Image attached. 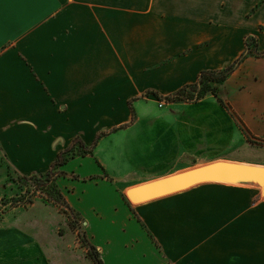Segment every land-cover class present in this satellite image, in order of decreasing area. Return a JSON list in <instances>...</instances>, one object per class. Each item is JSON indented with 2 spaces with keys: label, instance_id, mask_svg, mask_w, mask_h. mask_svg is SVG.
I'll return each mask as SVG.
<instances>
[{
  "label": "crops",
  "instance_id": "1",
  "mask_svg": "<svg viewBox=\"0 0 264 264\" xmlns=\"http://www.w3.org/2000/svg\"><path fill=\"white\" fill-rule=\"evenodd\" d=\"M250 37L260 55L239 64L221 99L161 106L154 92L170 96L235 63ZM262 53L264 0H0V167L46 173L76 138L92 146L109 132L58 180L103 264H264L258 184L124 197L196 162L264 166L246 157L250 140L264 143ZM52 207L34 203L38 213L0 228V249L22 256L0 264H95L60 247L74 231L61 232Z\"/></svg>",
  "mask_w": 264,
  "mask_h": 264
},
{
  "label": "rangeland",
  "instance_id": "2",
  "mask_svg": "<svg viewBox=\"0 0 264 264\" xmlns=\"http://www.w3.org/2000/svg\"><path fill=\"white\" fill-rule=\"evenodd\" d=\"M252 44V42H248V53H250L251 50L254 48ZM163 102L167 103L165 100L161 99V103ZM250 143L252 144V147L254 149L252 152H249L246 157L255 160H264V143H259L255 140H250ZM206 158L216 159L217 156L211 155ZM199 164L198 162H196V164L194 165ZM21 176L22 175L13 172L11 168L9 169L0 167V228H5L10 222L13 221V219H15L18 214L23 213L24 216L26 214L38 213V211L29 212L34 203L41 202L56 206V208L52 207V210H54V212H57V214H60L59 217H61V223L59 227L61 229V232L64 233L65 230L70 231L69 228L74 231V237H72V240L65 239V245L63 243V246L60 247L66 249L68 247V250L74 251V254L78 258L80 257V259L82 260H85L86 258H84V255L82 256V254L84 253H82L81 249H85L84 251H87V255L92 258L95 264H97L95 259L91 255L92 253H95L98 254L100 257V254L96 251L95 247L89 244L88 238L85 234V226L83 225V220L79 217V215L74 213L70 208H66L63 205L56 203L46 193L39 190L34 179L25 180L21 179ZM248 184L255 183L248 182ZM23 256L27 257V254H23ZM30 258L34 260L38 259L37 253L31 252ZM21 259L22 256L20 251L6 252L0 249V261H18Z\"/></svg>",
  "mask_w": 264,
  "mask_h": 264
},
{
  "label": "trees",
  "instance_id": "3",
  "mask_svg": "<svg viewBox=\"0 0 264 264\" xmlns=\"http://www.w3.org/2000/svg\"><path fill=\"white\" fill-rule=\"evenodd\" d=\"M248 42L253 43L252 44L254 46L253 50H251L250 53H247L241 59L229 65L228 67L217 71H212V70L203 71L200 74V77L196 83L188 85L170 96L162 97L155 92L153 94H155L159 99L165 100L166 102L169 103L197 102L211 94L221 99L224 83L233 74V72L236 70L239 64L248 56V54L251 53L257 55L259 54L257 52V40L253 37H250L247 40V45ZM108 133L109 132H101L97 137V141L104 135H107ZM97 141L95 142L94 145L88 146L81 138H76L72 145H70L68 148H66L65 150L61 151L58 154L57 159L54 161L49 171H47L46 173L35 174L32 176H21V179H25V180L34 179L37 188L39 190L46 193L56 203L61 204L66 208H69V205L66 202L58 186L59 178L68 175L62 169V167L67 163H69L72 159L76 158L77 156L92 155ZM124 197L127 200V202H129L128 198L126 196ZM91 256H93L97 264H103L98 254L92 253Z\"/></svg>",
  "mask_w": 264,
  "mask_h": 264
},
{
  "label": "water",
  "instance_id": "4",
  "mask_svg": "<svg viewBox=\"0 0 264 264\" xmlns=\"http://www.w3.org/2000/svg\"><path fill=\"white\" fill-rule=\"evenodd\" d=\"M207 182H252L264 185V166L217 160L157 178L129 188L126 197L134 204L177 193Z\"/></svg>",
  "mask_w": 264,
  "mask_h": 264
},
{
  "label": "built area",
  "instance_id": "5",
  "mask_svg": "<svg viewBox=\"0 0 264 264\" xmlns=\"http://www.w3.org/2000/svg\"><path fill=\"white\" fill-rule=\"evenodd\" d=\"M163 104H165V102L161 103V106H163Z\"/></svg>",
  "mask_w": 264,
  "mask_h": 264
},
{
  "label": "bare ground",
  "instance_id": "6",
  "mask_svg": "<svg viewBox=\"0 0 264 264\" xmlns=\"http://www.w3.org/2000/svg\"><path fill=\"white\" fill-rule=\"evenodd\" d=\"M262 187H264V185Z\"/></svg>",
  "mask_w": 264,
  "mask_h": 264
}]
</instances>
